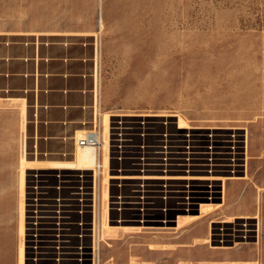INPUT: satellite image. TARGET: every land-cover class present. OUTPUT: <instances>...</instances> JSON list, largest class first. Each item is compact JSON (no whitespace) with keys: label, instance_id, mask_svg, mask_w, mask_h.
I'll list each match as a JSON object with an SVG mask.
<instances>
[{"label":"rangeland","instance_id":"obj_1","mask_svg":"<svg viewBox=\"0 0 264 264\" xmlns=\"http://www.w3.org/2000/svg\"><path fill=\"white\" fill-rule=\"evenodd\" d=\"M128 23L101 36L98 128L102 118L104 124L134 119L139 135L129 138L138 148L152 141L142 132L147 119L160 133L165 118L173 121L172 130L181 118L184 125L203 129L197 132L208 133L206 138L218 131L223 141L228 133L218 129L231 132L229 139L241 131L242 149L241 140L237 154L227 149L214 171L235 178L195 185V200L186 186L178 198L150 199L152 211L143 224L141 206L118 210L111 204L112 195L131 187L113 184L109 172H133V161L109 159L108 149L118 148L110 142L107 151L98 150V160L106 157L109 164L96 173V211L91 206L72 212L65 244L72 253L62 258L50 244L31 242L28 233L30 172L61 169L24 168L15 115L0 114V264H264V0H149ZM48 193V199L57 196ZM211 206L215 209L205 216L183 222ZM246 221L253 230L247 234L240 230ZM222 224L229 228L227 236ZM204 238L209 241L194 245ZM83 245L86 256L78 253ZM39 247L43 254L36 256Z\"/></svg>","mask_w":264,"mask_h":264},{"label":"crops","instance_id":"obj_2","mask_svg":"<svg viewBox=\"0 0 264 264\" xmlns=\"http://www.w3.org/2000/svg\"><path fill=\"white\" fill-rule=\"evenodd\" d=\"M146 2L0 0V114L15 115L21 158L34 167L75 158L78 137L101 121V36Z\"/></svg>","mask_w":264,"mask_h":264},{"label":"bare ground","instance_id":"obj_3","mask_svg":"<svg viewBox=\"0 0 264 264\" xmlns=\"http://www.w3.org/2000/svg\"><path fill=\"white\" fill-rule=\"evenodd\" d=\"M151 120L155 121L157 119H151ZM97 122L98 121H96V123ZM102 122L103 125L100 126V128H98L97 125V129L93 128L91 130H87L80 135L83 136L87 132L95 133L97 143H99L97 147L94 148V147L84 146V145H80V143L77 142V145L80 146V149L79 152L77 151L78 153L76 154L75 158L74 159L72 158L73 160L71 161L64 160L63 162L61 161V162H52V163L50 162V164L47 163L45 166L47 167L49 166L50 168L53 169L85 170L86 172H89V170H92L93 168H97L98 165L100 164V168H101L100 171H101L104 166L107 168L109 163L106 157L103 162L98 160V150L106 149L107 151L109 144L111 143H112L111 146L113 148H116L120 146V144H123L122 146L125 148V150L129 149L132 152L130 160L133 161L132 163L133 165L131 168L133 172L130 173L109 172L108 179L112 180L113 184L115 185L127 183L131 185L133 190L130 193L131 195L130 198H128L130 199V201L128 202L129 204H126L125 201L127 200L125 199L122 198L114 199L113 195L111 196V200H112L111 204L114 205L115 209L118 210L127 209L128 208L127 205H131V207L133 208L135 207L134 209H138V206L139 208L141 206L142 208L141 210H144L146 213L142 215L141 221L143 222V224L144 221L147 222L149 221L148 218H146L147 216H150L147 214V212L152 211V207L150 203H148V200L156 199L159 197H163L164 199H166L165 197L178 198L177 196L182 195L183 192H185L183 189H181L183 188V186H186L188 188L186 190L187 195L192 194L190 195L189 198L190 199L194 198L195 200V196L197 195L196 190L194 189V187H196L195 185L208 184V186H216L218 180L226 181L235 178L230 176L221 177L217 174H214V171H216V169H220L221 166L217 161L221 160L222 157L227 156V149L231 147L233 148V154L234 155L237 154L239 150L240 140H241L240 145L242 149L243 147L242 139L240 138L241 131H239L240 133L231 135L232 139H229L230 137L227 136H230L228 134H231V132L218 129L219 131L228 133L226 134V136H224L225 139L223 141L221 139L223 135L217 133L218 131L216 132L214 130H210V134L208 135L209 138H206L207 137L206 135L208 133H204V132L200 133L197 132V130L200 131L203 129H195L192 126L184 125L185 121L181 118L179 120L177 127H174L175 129L172 130L173 128L170 125H173L172 123L173 121L170 118L169 119L165 118V128L160 133L158 130L154 128L155 126H157V123L152 124V122L149 119H147L144 123L145 126L143 127L142 132L145 133L146 138L152 139V141L145 143V145L147 144L149 145H147L144 148V150H140L141 148L143 149L145 145L141 148H138L139 146L135 144L136 142L133 143L131 141V138H129V136H132L133 134L136 136L139 135L138 133L136 134V131L138 130L137 129L138 123L136 120L133 119V123L131 124L126 123V126L124 125L125 127L122 129V133H120L121 136L120 138L119 137L116 138L114 133L115 120L112 121V119L111 120L109 119V122L106 120L105 124L104 121ZM127 124L131 126H127ZM104 131L106 133V136L103 137L102 134L104 133ZM241 137H243L242 133H241ZM231 143L233 144V146H229L231 145ZM246 152H247V141H246ZM108 154H109V149H108ZM239 157L241 158V156ZM223 160L226 161L227 158ZM25 161L26 164L23 166L24 168L27 169L42 168V165H38L34 167L31 161L30 162L27 160ZM151 170H157V171H154V174H152ZM199 171H203L207 173L199 174L197 173ZM161 186L164 188V190L159 189V187ZM28 191H29L28 233L30 236V241L35 242V244L47 243L46 244L47 246L48 244H50V247H48L49 250L50 248L51 249L57 248L58 256H61L62 258L64 256L71 255L72 251L70 252L66 251L67 250L66 245L69 243V237H70L69 234L70 229H68L67 226L69 225L70 222L69 219H67L65 216V214L68 212L67 208L64 207L65 205L63 204L56 205V203H54L52 198L51 199L47 198L49 196L46 193L45 186L40 179L37 180V183L35 185L34 184L29 185ZM201 191L203 190L201 189ZM223 200L225 201V195ZM206 208L202 209L201 214L193 215L192 217H189L190 219L189 218L183 219V222H187V221L192 222L194 220H197L198 218L205 216L208 212L215 209V208L212 209V206L209 209ZM248 221H246L247 223L245 222L246 224L243 223L245 227L244 230H242L243 228L240 229L241 231H244V233L246 234L253 231L250 230L251 223H249ZM162 222H167V221H162ZM223 222H228V220L225 219L223 220ZM243 224L241 226H243ZM222 226H223L222 235L227 236L229 228L226 224H222ZM21 228L23 229V225ZM235 228L237 229V227ZM84 231H86L87 234L88 232L87 229H85ZM208 241H209L208 239L204 238V241L200 243H195L194 245L207 243ZM225 248H231V247H225ZM41 249L42 248L40 247L37 248V251L35 252L36 256H40L41 254H43V252L39 253ZM79 249L80 251L78 253L80 254V256L87 255L88 251L86 246L83 245ZM22 256H23V246L21 247V257ZM231 262L233 263L235 261H231ZM247 262L249 261H243L244 264H246Z\"/></svg>","mask_w":264,"mask_h":264},{"label":"built area","instance_id":"obj_4","mask_svg":"<svg viewBox=\"0 0 264 264\" xmlns=\"http://www.w3.org/2000/svg\"><path fill=\"white\" fill-rule=\"evenodd\" d=\"M124 120L121 121V118L115 119V136L116 138L120 137V133H122V129L126 126V123L131 124L133 121ZM127 126H131L128 125ZM125 125V126H124ZM94 129H97V123L94 124ZM80 145L89 146V147H97L99 143H97L96 135L92 132H87L85 135L80 136L77 140ZM145 144H143L144 146ZM142 146V147H143ZM27 151V148H26ZM130 150H124L118 146L117 150L111 154L109 151V159H114L117 161H125L130 160L131 156ZM100 164L97 168H93L91 172H86L85 170H56L50 172H30L31 177H29L30 184H36L38 179H41L45 186V191L52 192L53 190L56 192V197L53 199L54 203L63 204L64 207L67 208L68 212L65 214L67 219L71 218L72 212H80L88 210V207L92 206L93 210H96V171H100ZM123 169V168H119ZM91 171V170H90ZM39 173H41L39 175ZM91 177H93L91 179ZM51 179H55L56 183L52 184L50 182ZM92 180V184L91 183ZM123 184V183H122ZM121 185V184H119ZM127 185V183H126ZM131 187V185H130ZM133 188L131 187L127 192H120L119 194H114V199H125L127 201L126 204H129L130 201V193ZM51 195V194H49Z\"/></svg>","mask_w":264,"mask_h":264}]
</instances>
